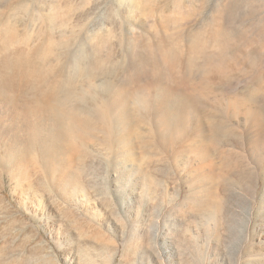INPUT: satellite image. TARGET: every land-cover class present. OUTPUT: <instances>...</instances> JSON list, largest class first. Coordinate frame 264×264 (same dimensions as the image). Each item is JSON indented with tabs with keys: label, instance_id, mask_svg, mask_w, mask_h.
<instances>
[{
	"label": "rangeland",
	"instance_id": "1",
	"mask_svg": "<svg viewBox=\"0 0 264 264\" xmlns=\"http://www.w3.org/2000/svg\"><path fill=\"white\" fill-rule=\"evenodd\" d=\"M79 59L107 119L55 150ZM0 264H264V0H0Z\"/></svg>",
	"mask_w": 264,
	"mask_h": 264
},
{
	"label": "bare ground",
	"instance_id": "2",
	"mask_svg": "<svg viewBox=\"0 0 264 264\" xmlns=\"http://www.w3.org/2000/svg\"><path fill=\"white\" fill-rule=\"evenodd\" d=\"M86 69L87 68L84 67L83 65V61L79 59L77 61L74 71L66 73L65 79L62 81V86L63 87L66 86V88H63L60 91L56 89H51V102L52 103L48 105V110L51 113L47 114L48 118H47L46 126L42 127L41 129L44 135H46V140L48 141L52 149L54 148L55 150H58L61 148L66 149L68 147L71 149H76L78 147L75 145L76 143H79L80 145L91 134L93 129L98 124L104 123L105 122L104 120L107 119V115H106L107 110L100 111L95 106H93L94 108H89V107L84 106L87 103V101L86 103H84L85 99H90L92 101L97 100V97L94 95L96 94L94 93V88H93L94 86L93 84H91V82L94 77L99 75V71H101V67L98 68V66L97 67L94 66L92 68V71H87V72H86ZM81 77L85 78V80L83 81H86L88 83L87 91L85 92L84 90V91L77 92L75 90L77 92L76 93L73 90L74 87H72V89L70 87L77 84L79 81L78 79L79 78L81 79ZM72 90L74 92L73 94L71 92ZM111 93L113 96V102L110 106L115 105L116 107H118V112L116 114L118 123H116V126L122 131H125L130 126L129 119L133 116L132 114H131L132 115L131 117H129L130 115H127L128 113L127 105H128L129 100L127 101L125 99V96L123 95H118V94L115 95L113 91L110 92V94ZM86 94L87 96H89L88 98H86L87 96L85 97ZM75 98L77 99L76 101H74ZM159 111H162V110L159 109ZM165 120L164 119L161 120L160 124L161 123L166 124V122L168 121H165ZM38 125L39 124L35 125L34 127L35 130L39 128ZM114 130L115 128L113 126L105 130L108 140L110 139L111 141H113V138H114L113 134L115 132ZM118 138H121L124 140V136L118 137ZM84 153L85 152H82V155Z\"/></svg>",
	"mask_w": 264,
	"mask_h": 264
}]
</instances>
